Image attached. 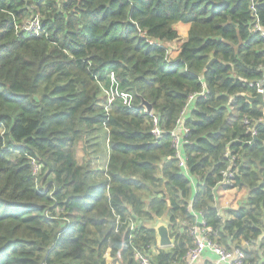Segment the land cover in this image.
Segmentation results:
<instances>
[{
	"label": "trees",
	"instance_id": "16d2710c",
	"mask_svg": "<svg viewBox=\"0 0 264 264\" xmlns=\"http://www.w3.org/2000/svg\"><path fill=\"white\" fill-rule=\"evenodd\" d=\"M258 87L264 0H0V264H179L190 225L264 264ZM162 216L174 243L150 252Z\"/></svg>",
	"mask_w": 264,
	"mask_h": 264
},
{
	"label": "built area",
	"instance_id": "2783aa9c",
	"mask_svg": "<svg viewBox=\"0 0 264 264\" xmlns=\"http://www.w3.org/2000/svg\"><path fill=\"white\" fill-rule=\"evenodd\" d=\"M41 30L40 21L38 16L34 15L26 20L22 24V31L29 34H38ZM257 92H262L263 89L258 87ZM107 96V101L105 102V109L108 110L111 99L108 98V92L104 91ZM248 122V121H246ZM254 131V130H253ZM152 133L155 137H159L161 132L158 128H154ZM254 133V132H253ZM173 146L177 149L180 142V134L175 131L171 132ZM180 165H183V161L180 162ZM33 173L38 174L39 166L32 161ZM203 221L200 219L198 221V225L203 226ZM128 227L130 230H133L135 227L134 222L132 220L129 221ZM204 228H199L195 225L188 226V232L192 236V245L186 251V254L183 256L181 262L179 264H194V262L199 259L205 252H210L217 257V261L223 264H246L244 262V252L240 248H232L231 250H227L221 245L217 244L215 241L210 239L205 234ZM158 248L157 246H153L150 249V252L155 251ZM134 255L138 264H152L150 260V254L145 253L143 250H140L137 247H134ZM214 264V263H209Z\"/></svg>",
	"mask_w": 264,
	"mask_h": 264
},
{
	"label": "water",
	"instance_id": "95a60500",
	"mask_svg": "<svg viewBox=\"0 0 264 264\" xmlns=\"http://www.w3.org/2000/svg\"><path fill=\"white\" fill-rule=\"evenodd\" d=\"M147 39H150V37H147ZM215 58L212 57L210 61L206 64V68L209 67L210 63L214 61ZM245 98L249 102L257 101L261 104L264 112V97L262 92H257L255 96H248L245 95ZM142 106L145 108L146 112H151V105L145 101L144 99L141 100ZM168 221L165 218V216L155 218L153 222L149 224L150 228H152L155 231V237H156V246L158 248H167L171 247L174 243V238L170 236L169 228H168Z\"/></svg>",
	"mask_w": 264,
	"mask_h": 264
},
{
	"label": "rangeland",
	"instance_id": "374dc122",
	"mask_svg": "<svg viewBox=\"0 0 264 264\" xmlns=\"http://www.w3.org/2000/svg\"><path fill=\"white\" fill-rule=\"evenodd\" d=\"M174 28L177 30V32H178V35H179V38L180 39H183L186 35H187V30H188V28L187 27H185L184 25H180V24H177V25H175L174 26ZM169 45V47L172 49V50H170V55H175V53H176V49H175V42H172V43H169L168 44ZM112 79V78H111ZM110 84H112L113 85V82L111 81L110 82ZM110 86V85H109ZM108 86V87H109ZM100 88H101V93H103L104 91H107L108 92V98L110 97V99H111V97H112V92H111V90L110 89H108V90H106L105 89V87L104 86H100ZM100 105H103L104 107H105V105L106 104H102V102H100ZM97 143V142H96ZM96 143H93V144H90V145H88L87 146V149H88V152H90L89 153V156L92 158L93 156H95V155H97L100 151L102 152V150L104 151V146H103V144L101 143V141L100 142H98L97 144ZM107 153V151L105 150L104 151V153H102V154H106ZM77 156H78V158H79V160L82 158V157H84L85 158V160L86 159H88V155H85L84 153H83V150H82V148H78L77 149ZM99 158V157H98ZM97 158V159H98ZM96 161V163L100 166V167H102L103 165H104V163H105V157H104V159H102V160H95ZM93 163V162H92ZM233 191L231 192V193H229V198H230V201L232 200V197H233ZM239 196V195H238ZM227 197V199H228V196H226ZM107 260L109 261V258H107ZM110 262V261H109Z\"/></svg>",
	"mask_w": 264,
	"mask_h": 264
},
{
	"label": "crops",
	"instance_id": "0c3cea01",
	"mask_svg": "<svg viewBox=\"0 0 264 264\" xmlns=\"http://www.w3.org/2000/svg\"><path fill=\"white\" fill-rule=\"evenodd\" d=\"M186 27V26H185ZM179 131V130H178ZM233 191V193H236L235 189L225 193V194H222L221 192H219V197H218V205L220 204V207L221 208H228L230 206V198H229V193H231ZM239 195V194H237ZM236 195V196H237ZM228 196V199L227 197ZM209 263H214V264H223L221 262H218L217 261V257L210 253V252H205L199 259H197L194 264H209Z\"/></svg>",
	"mask_w": 264,
	"mask_h": 264
}]
</instances>
